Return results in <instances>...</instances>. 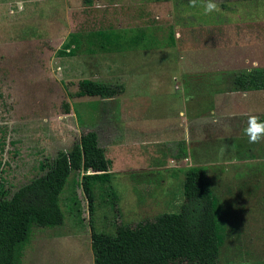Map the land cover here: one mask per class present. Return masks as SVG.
<instances>
[{
  "label": "rangeland",
  "instance_id": "1",
  "mask_svg": "<svg viewBox=\"0 0 264 264\" xmlns=\"http://www.w3.org/2000/svg\"><path fill=\"white\" fill-rule=\"evenodd\" d=\"M180 1L192 6L190 0H92L91 7L84 6L82 0H0V198H8L19 186L43 174L58 151H67L82 133L95 129L99 145L112 160L109 188L116 197L115 203L97 199L92 216L95 229L114 233L120 224L133 227L159 214L178 212L183 203L182 172L181 177L168 176L170 171L146 173L150 177L117 172L131 165L129 157L136 158L142 149L150 150L141 145L161 135L156 131L143 132L152 129L154 120L160 118L156 107L160 101L158 93L152 95V101L156 102L152 110L134 116L133 120L142 121L136 125L138 132L128 133L117 130L118 126L114 128L106 112L112 108L110 102L75 97L74 93L81 79L110 84L125 82V92H130L127 84L132 75L127 66L132 67L134 62L140 65L145 56L144 77H157L162 83L158 88L162 95L164 92L168 97H183L181 88L174 90L178 86V69L171 66L182 59L179 55L175 58L176 53L167 48L157 53L130 51L72 57L59 56L57 50L72 32L137 25L139 21L133 17L151 5L154 6L147 13L159 18H155L156 23H163V32L156 34L162 39L167 34L166 25L172 17L173 22L176 20L175 10ZM214 2L220 11L224 10L222 3L228 2L227 12L234 9L241 14L242 19L237 22L243 25L249 21L245 17L253 18L256 14L258 67H264V0ZM133 4L135 10H131ZM157 4L160 7L156 9ZM165 19H169L168 24ZM153 55H160L159 60ZM188 60L185 58L183 63ZM142 89V94H146L149 86L144 83ZM64 103L68 106L66 114ZM133 143L141 150L135 144L130 147ZM249 166L243 165L244 170L250 169ZM228 168L237 170L240 166ZM78 175L79 172L69 175L60 194L63 225L53 229L33 227L21 264H92L86 202L80 187L74 189L76 198L70 192ZM238 177L250 187L256 180L246 173ZM210 181L221 206L219 224L224 231L216 264L264 262V189L258 195L247 193L253 192L247 189L238 195H233L235 190L225 194L218 180Z\"/></svg>",
  "mask_w": 264,
  "mask_h": 264
},
{
  "label": "crops",
  "instance_id": "2",
  "mask_svg": "<svg viewBox=\"0 0 264 264\" xmlns=\"http://www.w3.org/2000/svg\"><path fill=\"white\" fill-rule=\"evenodd\" d=\"M206 2L207 0H199L195 6H189L186 2L180 1L175 10L176 20L173 22L172 17L169 24V19L163 20L168 24L167 34L162 39L158 36L157 38L165 41L170 32L173 37L171 47L133 50L157 53L167 48L176 53L175 58L179 55L182 62L171 66L178 69V86H174V90L181 88L183 97L181 95L168 97L169 95H165L164 92L162 95L160 92L162 90L158 89L159 85H162L160 80L157 77L152 79L144 77L147 69L143 66L147 60L144 56L140 65L134 62L132 67L127 66L130 76L132 75L127 84L130 92H125V82H120L122 92L119 95L110 99L98 98L101 102H110L112 108L106 112L110 115L114 128L118 126L117 130L128 133L132 130L137 131L136 125L142 123L141 120H133L134 116H138L141 111L152 110L156 105V102L152 101V95L153 93L159 95L160 101L156 107L159 109L160 118L154 120L156 123L152 129H145L143 132L156 131L161 135L141 145L149 147V151L141 150L137 142L131 144L130 147L135 144L134 146L141 151L136 158L129 157L131 165L124 166L117 172L128 176L143 174L150 177L151 175L146 173L170 171L168 176L171 174L175 177L186 168L202 166L207 169L209 181L218 180L225 194L229 190H235L233 195H238L247 189L253 191L247 193L258 195L264 189V137L257 143H251L245 129L248 127L250 115H255L264 122V90L233 91L229 83L231 74L264 69L258 67L256 14L253 18L245 17L244 19L249 21L243 25L237 22L242 19L241 14L234 9L227 12L225 4L228 2L222 3L223 11L205 15L203 4ZM153 6L150 8L146 6V11L142 8L143 13L133 17V20L136 18L139 21L137 25L115 29L152 28L156 30V34L163 32L161 28L164 26L163 23L155 22L159 18L155 17L156 20L147 13ZM135 7L133 4L131 10H135ZM157 7L160 5L157 4L155 8ZM251 28L254 32H250ZM158 56L160 55L152 57L159 60ZM185 58L189 60L183 63ZM156 67L159 69L161 66ZM172 81H175L174 77ZM144 83L149 86L146 94H142ZM172 106H176V109L172 110ZM90 131L97 135L99 145L98 132L95 129ZM105 157L110 160L106 154ZM168 163H173V166L167 165ZM245 164L250 165V169L244 170ZM111 165L112 162L109 173ZM233 165L240 168L237 170L228 168ZM241 173L256 179L253 186L250 187L242 177H238ZM80 174L74 186L70 188L71 195L75 196L74 189L78 187Z\"/></svg>",
  "mask_w": 264,
  "mask_h": 264
},
{
  "label": "trees",
  "instance_id": "3",
  "mask_svg": "<svg viewBox=\"0 0 264 264\" xmlns=\"http://www.w3.org/2000/svg\"><path fill=\"white\" fill-rule=\"evenodd\" d=\"M82 3L90 7L92 0ZM172 45L170 32L164 41L158 40L152 28H96L69 33L57 55L91 56ZM229 83L233 91L264 90V69L231 74ZM76 88L75 97L110 99L122 92L121 84L89 79L79 80ZM62 107L66 114L67 104ZM110 164L98 145L97 135L88 131L67 151H58L43 174L19 186L8 198H0V264H21L33 227L53 229L63 225L60 194L72 172L81 173L78 187L86 202L92 264L217 263L224 241L219 224L221 206L205 167L182 171L183 203L178 212L159 214L133 227L120 224L114 233H106L95 229L92 216L98 198L116 202L109 188Z\"/></svg>",
  "mask_w": 264,
  "mask_h": 264
},
{
  "label": "clouds",
  "instance_id": "4",
  "mask_svg": "<svg viewBox=\"0 0 264 264\" xmlns=\"http://www.w3.org/2000/svg\"><path fill=\"white\" fill-rule=\"evenodd\" d=\"M192 6H195L196 0H190ZM204 14H211L220 11L219 6L214 0H207L203 4ZM246 135L251 143H257L264 137V122H261L255 115H250L248 118V127L245 129Z\"/></svg>",
  "mask_w": 264,
  "mask_h": 264
}]
</instances>
